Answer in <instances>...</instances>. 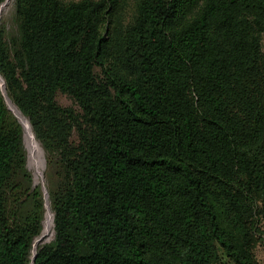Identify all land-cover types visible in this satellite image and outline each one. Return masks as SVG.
Wrapping results in <instances>:
<instances>
[{
	"label": "trees",
	"instance_id": "obj_1",
	"mask_svg": "<svg viewBox=\"0 0 264 264\" xmlns=\"http://www.w3.org/2000/svg\"><path fill=\"white\" fill-rule=\"evenodd\" d=\"M13 1L0 76L54 233L32 260L45 201L0 86V264H256L264 0Z\"/></svg>",
	"mask_w": 264,
	"mask_h": 264
},
{
	"label": "bare ground",
	"instance_id": "obj_2",
	"mask_svg": "<svg viewBox=\"0 0 264 264\" xmlns=\"http://www.w3.org/2000/svg\"><path fill=\"white\" fill-rule=\"evenodd\" d=\"M11 0H3L0 3V16L3 13V11L7 8ZM3 79L0 76V82L2 83ZM2 88L4 90V82L2 83ZM5 91V90H4ZM8 99V105L9 107L15 111L22 124H23V142L25 145V149L27 151V168L32 170L34 180L38 181L41 178L42 175V169H43V153L42 148L37 141V138H35L29 120L23 115V113L20 112V110L14 105V103L8 98V95H6ZM26 154V153H25ZM53 233V213L50 208L49 201L47 200L45 205V214L42 221V229L38 236H36L33 239L32 247L30 250V258H32L36 252V249H38V245L43 243L45 240H47L50 235Z\"/></svg>",
	"mask_w": 264,
	"mask_h": 264
},
{
	"label": "rangeland",
	"instance_id": "obj_3",
	"mask_svg": "<svg viewBox=\"0 0 264 264\" xmlns=\"http://www.w3.org/2000/svg\"><path fill=\"white\" fill-rule=\"evenodd\" d=\"M1 18H2V25H0V26L3 27V32H4L3 35L5 36V38L12 37L16 33V29H17L16 24H15V18H14V1L13 0L10 1L7 8L3 11V13L0 16V19ZM0 22H1V20H0ZM262 50H264V38H262ZM56 99L62 105H73L72 100L68 96H66L65 94H57ZM23 147H24V150L26 153V162H27V151L25 149L24 142H23ZM42 150H43V148H42ZM43 159H44V165H43V169H42V179H43V183L45 185V183L47 181L45 180V177H44V172H45V168H46V159H45L44 151H43ZM26 167H27V165H26ZM28 170L31 172L32 177H33L32 170H30V169H28ZM41 181L42 180L40 178V180L37 181V184L40 185ZM53 233H54V231H53ZM53 233L43 243L51 241L53 239ZM254 254H255L256 264H264V245H262L260 242H258L255 246Z\"/></svg>",
	"mask_w": 264,
	"mask_h": 264
},
{
	"label": "water",
	"instance_id": "obj_4",
	"mask_svg": "<svg viewBox=\"0 0 264 264\" xmlns=\"http://www.w3.org/2000/svg\"><path fill=\"white\" fill-rule=\"evenodd\" d=\"M2 83H3V81H2ZM2 83L0 82V86H1V90H2V92H3L4 96H5L6 104H7L8 108H9V109L13 112V114L16 116V118H17L18 121L21 123V125L23 126V124H22V122H21V120H20L18 114H17L15 111H13V110L9 107V105H8V99H7V97H6L5 91H4L3 88H2ZM42 153H43V150H42ZM43 165H44V159H43ZM32 178H33V183H34V184H37V181L34 180V176H33ZM41 180H42V181H41V183H40V188H41V190H42L43 198H44V201H45V204H44V205H46V202H47V200H48V193H47L46 187H45V185H44V183H43L42 175H41ZM34 256H35V254H34ZM34 256L31 258L32 260L34 259ZM30 264H32V262H30Z\"/></svg>",
	"mask_w": 264,
	"mask_h": 264
}]
</instances>
